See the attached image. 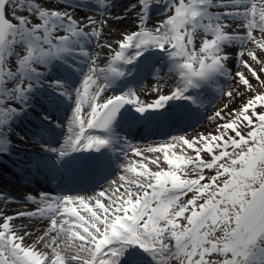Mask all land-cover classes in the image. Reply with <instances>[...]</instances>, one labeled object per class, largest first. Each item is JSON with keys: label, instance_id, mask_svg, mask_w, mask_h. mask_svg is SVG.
<instances>
[{"label": "snow or ice", "instance_id": "6c2138e0", "mask_svg": "<svg viewBox=\"0 0 264 264\" xmlns=\"http://www.w3.org/2000/svg\"><path fill=\"white\" fill-rule=\"evenodd\" d=\"M114 7L0 0V156L27 137L40 153L28 168L89 182L26 195L32 210L0 208V264H264V0H134L124 11L137 24L117 39ZM146 70L167 92L138 93L130 78ZM209 90L229 102L213 131L190 135L180 125L215 103ZM137 125L177 134L134 144L125 130Z\"/></svg>", "mask_w": 264, "mask_h": 264}, {"label": "bare ground", "instance_id": "6f19581e", "mask_svg": "<svg viewBox=\"0 0 264 264\" xmlns=\"http://www.w3.org/2000/svg\"><path fill=\"white\" fill-rule=\"evenodd\" d=\"M116 1V0H115ZM117 4H115L116 8L112 9L110 12L105 13V15H109L111 16V19L109 20V24L111 25V32L113 35V39H117L119 38V30L121 29H129L132 30L135 28L136 24H137V19H136V14L133 11H129V12H125L124 9L125 7H127L130 3L134 2V0H117ZM157 8V7H156ZM115 9L119 10V12L117 13H113V11H115ZM155 8H153L154 10ZM85 12H88V14H93L92 11L90 10H84ZM81 15H83V13H81ZM96 15L98 16L99 13L97 12ZM123 15L125 18L123 20H117V16ZM148 27H153L154 25L148 23L147 25ZM102 55H104L105 53L102 51L101 52ZM153 65V64H152ZM150 66V65H149ZM231 67V63L229 65ZM153 77L152 81H150L149 83H144L145 80H147L149 77ZM130 82H132V84L136 85L137 87L141 88L142 90H149L152 87H164L166 88L167 92V88L168 85L164 84L163 81H156L154 79V74L150 71H145L141 74H138L132 78H130ZM232 83L234 84L235 81ZM227 85V84H226ZM211 106L208 107V111H210ZM207 115V114H206ZM211 117V116H210ZM63 116L60 117V119H62ZM209 118V116L206 117V119ZM209 120V119H208ZM214 122L211 121L210 124L212 126ZM203 126V124H202ZM201 126V127H202ZM205 126V125H204ZM201 127H197L198 129ZM196 132H198V130L195 128L194 130H191L190 132H188L190 135H196ZM175 135V134H173ZM166 137L163 138H158L156 140L153 139H147L142 143H138V144H145V143H152V142H156V141H163ZM20 149L19 145H17L16 150ZM19 158L24 159V158H28V159H36L37 156H32L31 154H25V156L21 155H12L11 157L8 156H0V160L2 162H5V165L8 166V168L14 169L16 170V173H19L17 171V167L19 168L21 166V164L19 163ZM45 171V170H43ZM46 174H49L51 177L50 179H46V178H39V181L37 183H32L29 182L28 187H32V190L34 193H39V190L41 188H46L47 190H50L53 192V194H58V186L55 185L56 183V179L59 175H52L49 172L46 171ZM0 176H3L5 178L11 177V179L15 178L13 175L9 176L6 172H4L3 170H1L0 168ZM87 183L89 182H83L82 187H84ZM28 189V188H27ZM11 196V195H10ZM13 198H15L14 196H11ZM33 205L31 203L28 202H22L19 201L18 199L15 198V201L13 203H9L7 205H5L2 201H0V208H3L8 214H12L16 211H21V210H32L33 209ZM15 223L17 225L21 224V223H26L29 224V230L33 231L37 234H40V232H42L43 228L46 226V222H39V221H28V220H17L15 221ZM34 238V237H33Z\"/></svg>", "mask_w": 264, "mask_h": 264}, {"label": "rangeland", "instance_id": "374dc122", "mask_svg": "<svg viewBox=\"0 0 264 264\" xmlns=\"http://www.w3.org/2000/svg\"><path fill=\"white\" fill-rule=\"evenodd\" d=\"M117 3L118 2L116 0L115 1V4H117ZM114 8H116V6ZM117 12H119V10H117V9H115V11H113L114 14L117 13ZM160 12H161V9L160 8L158 10L155 9V10L152 11V17H151V19L149 21L150 24L156 25L159 22V20L162 19L161 15H160ZM159 67H161V66H159ZM152 79H153V77L151 76L147 80H145L144 83H149L150 81H152ZM252 82H253V84H255V81L254 80ZM231 84H233V83L231 82ZM132 86H134V85L132 84ZM224 86H225V89L228 90L229 85H224ZM134 87H136L138 89V93H139V91L142 90L141 88H139L137 86H134ZM161 88H162V90L164 92L166 91V88H164V87H161ZM142 98H144V97L142 96ZM213 99L215 100V103L214 104H211L210 111H208L206 117L207 116H209V117L212 116L216 110H218L224 104H226V103L229 102L228 101V98L226 96H221V97H218L217 98L216 97V94L214 92H212L211 90H209L205 94V104H209L210 101H212ZM236 106H237L236 103H233L232 104V107L233 108L236 107ZM58 110H60V112H62V114L65 113V109H64V107H62V105L59 107ZM203 110H204V112L207 111L206 109H203ZM206 117H205L204 121L202 122L203 126H202V124H200L199 127H201V126L202 127L199 128V129L196 128L198 130V132H205V133H207L209 131H213V129L215 127V122L211 126V124H210L211 120H208V118L206 119ZM33 120H34V118L29 117L28 120H25V121H23V122L20 123V127L17 130L21 132V135H24L26 132H29L30 131V129L32 128V121ZM188 131H190V130H188ZM15 143L18 144L20 146V148L22 149L19 152L16 151V153L18 152L19 155L21 153H27V152H29V153H35V154L40 155V153L38 151V145L32 144L27 139V137H25V141L16 140ZM205 158H207V157H205ZM18 161L21 164V166H20L21 168L20 169L22 171H27L29 173H36V172H34L33 170H31L30 168L27 167V162H29V161L24 162V161H22L20 159ZM0 168L4 172L11 174V176L13 175L15 177V179H17L19 182H23V183L25 182V180H23V178H22L23 176L21 174H19V175L16 174V171L14 169L8 168V166L5 165V162H2L1 160H0ZM38 172H41L42 173V171H38ZM206 174H210V173H208L206 171ZM112 178H114V177H112ZM7 179L8 178H5L3 176H0V185H1L0 192H6V189H7L8 191H11L13 195H15V198L16 199H18L19 201H22V202H25L24 201V197L26 195L33 194L34 193L33 190H32V188L30 190L24 189L22 187L16 186L14 181L7 180ZM41 191H48V190L47 189H41L40 192ZM49 192H51V191H49ZM77 192H79V191H77ZM77 192H75V193L74 192L73 193L63 192V193H66V194H76ZM61 193L62 192H60V194ZM33 195H35V194H33Z\"/></svg>", "mask_w": 264, "mask_h": 264}]
</instances>
